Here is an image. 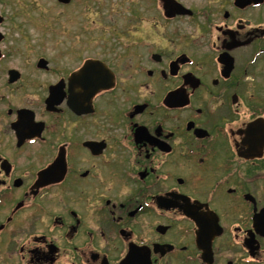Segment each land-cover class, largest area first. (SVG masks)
<instances>
[{"label": "flooded vegetation", "instance_id": "af4514ba", "mask_svg": "<svg viewBox=\"0 0 264 264\" xmlns=\"http://www.w3.org/2000/svg\"><path fill=\"white\" fill-rule=\"evenodd\" d=\"M146 1L143 30L76 63L0 31L10 261L264 264V28L233 0L217 20Z\"/></svg>", "mask_w": 264, "mask_h": 264}, {"label": "rangeland", "instance_id": "374dc122", "mask_svg": "<svg viewBox=\"0 0 264 264\" xmlns=\"http://www.w3.org/2000/svg\"><path fill=\"white\" fill-rule=\"evenodd\" d=\"M182 1L194 9L209 10L214 20L222 9H231L230 0ZM146 4V0H71L68 4L57 0H0V15L5 20L0 31L7 33V48H31L55 64L76 63L82 48L86 55H100L101 47L115 46L116 40L126 41L131 29L143 30L139 17L145 19L146 13L150 14ZM243 16L264 28V3L247 8ZM151 23L153 19L148 25ZM170 25L161 23V30L164 26L168 30ZM179 26L189 29L187 24ZM255 70L264 74V57L257 61ZM9 253L12 251L0 247V264H16L7 258Z\"/></svg>", "mask_w": 264, "mask_h": 264}, {"label": "water", "instance_id": "95a60500", "mask_svg": "<svg viewBox=\"0 0 264 264\" xmlns=\"http://www.w3.org/2000/svg\"><path fill=\"white\" fill-rule=\"evenodd\" d=\"M63 3H68L70 0H58ZM264 0H234V5L238 6L240 8H244L248 5H257L263 3ZM163 8H164V15L167 17H172L176 14H191V11L184 6H182L180 3H178L176 0H162ZM2 18L0 17V21ZM92 63V65H90ZM93 65L97 66V69L99 67L98 62H88L86 64L87 69H91ZM99 88V87H97ZM94 92V91H93Z\"/></svg>", "mask_w": 264, "mask_h": 264}]
</instances>
